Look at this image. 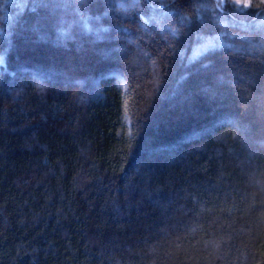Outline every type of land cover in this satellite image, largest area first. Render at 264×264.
Masks as SVG:
<instances>
[{"label": "trees", "instance_id": "16d2710c", "mask_svg": "<svg viewBox=\"0 0 264 264\" xmlns=\"http://www.w3.org/2000/svg\"><path fill=\"white\" fill-rule=\"evenodd\" d=\"M0 264H264V0H0Z\"/></svg>", "mask_w": 264, "mask_h": 264}, {"label": "snow or ice", "instance_id": "6c2138e0", "mask_svg": "<svg viewBox=\"0 0 264 264\" xmlns=\"http://www.w3.org/2000/svg\"><path fill=\"white\" fill-rule=\"evenodd\" d=\"M37 3H44V0H36Z\"/></svg>", "mask_w": 264, "mask_h": 264}]
</instances>
